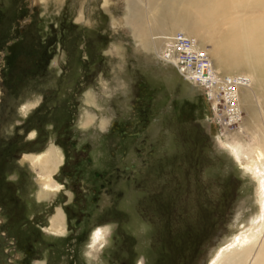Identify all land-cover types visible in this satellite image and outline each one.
<instances>
[{
	"label": "rangeland",
	"instance_id": "rangeland-1",
	"mask_svg": "<svg viewBox=\"0 0 264 264\" xmlns=\"http://www.w3.org/2000/svg\"><path fill=\"white\" fill-rule=\"evenodd\" d=\"M126 10V0H0V264H207L243 224L251 228L256 182L223 144V124L231 132L239 121L212 110L202 87L143 45ZM239 113L246 121L247 111ZM101 133L118 159L106 167L75 161L79 145ZM59 145L66 191L40 198L38 173L24 155ZM99 168L119 178L97 179ZM80 202L74 227L71 210ZM62 205L68 232L53 234L46 228ZM99 225L110 233L96 259L87 245Z\"/></svg>",
	"mask_w": 264,
	"mask_h": 264
},
{
	"label": "bare ground",
	"instance_id": "bare-ground-1",
	"mask_svg": "<svg viewBox=\"0 0 264 264\" xmlns=\"http://www.w3.org/2000/svg\"><path fill=\"white\" fill-rule=\"evenodd\" d=\"M126 4L127 20L141 31L143 45L151 48L153 44L160 60L171 64L161 59L159 44L162 37L179 31L207 53L216 73L234 79L232 89H226L225 97L230 103L224 114L231 115L230 122L238 120L240 126L230 132L227 124H223V144L256 182L258 211L249 222L251 228L248 230L243 224L234 239L217 248L207 264H264V0H126ZM224 27L226 32L219 35ZM151 34L155 35L154 41ZM207 42L212 43L211 47ZM242 69L245 76H240L244 74ZM184 78L202 87L197 81ZM209 91L215 111L218 109L216 91L212 88ZM34 105L26 104L23 108L28 110ZM241 109L247 111L246 121L239 116ZM90 115L87 114L85 124L92 121ZM108 124L106 118L101 127L108 128ZM61 152L54 146L42 153L24 155L38 173L42 187L40 198L58 193L62 188L54 178L63 161ZM65 216L66 213L57 208L51 217V228L46 230L65 233ZM109 233L108 226L94 228L87 245L90 256L99 257ZM137 264H145V260L139 259Z\"/></svg>",
	"mask_w": 264,
	"mask_h": 264
},
{
	"label": "built area",
	"instance_id": "built-area-1",
	"mask_svg": "<svg viewBox=\"0 0 264 264\" xmlns=\"http://www.w3.org/2000/svg\"><path fill=\"white\" fill-rule=\"evenodd\" d=\"M161 59L168 60L177 72L183 77L197 81L203 87L206 98L211 103L213 110L212 93L209 89L216 91L217 110H226V89H232L234 79H229L214 71L211 59L202 48L197 46V43L182 34L176 32L172 36L162 37L160 40ZM222 105V107H220Z\"/></svg>",
	"mask_w": 264,
	"mask_h": 264
},
{
	"label": "flooded vegetation",
	"instance_id": "flooded-vegetation-1",
	"mask_svg": "<svg viewBox=\"0 0 264 264\" xmlns=\"http://www.w3.org/2000/svg\"><path fill=\"white\" fill-rule=\"evenodd\" d=\"M115 127H116V129L121 133V135H124V134H126V133H128L125 129H124V127H123V125L122 124H120V123H116L115 124ZM33 133V132H32ZM36 134V133H35ZM143 140V139H142ZM67 141H69L70 142V145L71 146H73V148H77V145H76V141L78 142V140L77 139H69V140H67ZM145 143H147V141L146 140H143L142 142H141V145H145ZM87 148H88V145L86 144V143H82V144H80L79 145V147H78V149L75 151V161H78V159H79V157H81V156H83L82 158L87 162V163H89V166H93V159H92V156H91V154L89 153V156H88V152H87ZM59 149H60V151H62L61 153H62V155H63V161H62V164L60 165V167H59V169L56 171V173H55V180L57 181V182H59V183H61L62 184V188L60 189V191L59 192H61V191H63V189H64V191H66L65 189H66V185L64 184V180H60V178H58V175H62V167L64 166V164L66 163V154H65V152H64V147L63 146H61V145H59ZM136 149H138V151H140V147H136ZM30 154H32V153H30ZM118 168V167H117ZM116 170V169H115ZM119 173L120 172H118V171H116V173L114 174V175H112V170H110L109 171V169H107V168H99V169H94L93 170V173H92V175L95 177V178H97V179H100V180H106L109 184H111V177H113L114 176V178L115 179H118L119 178ZM72 172H69L67 175L68 176H72ZM108 177H110L109 179H107ZM98 185H99V188H101L102 190L103 189H105V185H104V182H99L98 183ZM77 183L75 182V181H72V188H74V189H76L77 188ZM117 196H121V194L118 192L117 194H116ZM73 199H74V201L76 200H78L76 197H73ZM97 196L96 195H91L90 196V201L91 202H94V203H96L97 202ZM98 206V205H97ZM62 208L64 209H62L63 211H65V208H64V206L62 205ZM67 208H69V206L67 207ZM85 208V203H83V202H80L79 203V205H78V207H75V209H72L71 210V213H72V215L73 216H75V218L72 220V225L74 226V227H79V225H80V223H81V219H80V217H77V215L78 214H81L82 213V209H84ZM66 212V211H65ZM66 221H65V225H66V228L68 229V215H67V213H66ZM120 223L121 222H118L117 224H116V231H119V232H121V229H120ZM0 224H1V220H0ZM49 228H51V227H49ZM65 228V229H66ZM67 229L65 230V233H67ZM48 231V230H47ZM0 232H1V229H0ZM51 233H53V234H56V233H58V232H51ZM65 233H62V234H64L65 235ZM4 235H6L7 237L6 238H8L9 236H8V234L6 233V234H4ZM65 237V236H64ZM11 240V239H10ZM13 245L15 244V243H12ZM16 245H17V239H16ZM13 249H15L13 246H12V250ZM25 250H26V253H31L32 252V247H30V246H27L26 248H25ZM16 253H18V252H16ZM107 256V253L106 252H103L102 253V257H106ZM18 258V257H17ZM109 259V262H111V261H113V259L112 258H108ZM12 260H15V259H12ZM119 264H130V263H128L125 259H120V261H119Z\"/></svg>",
	"mask_w": 264,
	"mask_h": 264
},
{
	"label": "crops",
	"instance_id": "crops-1",
	"mask_svg": "<svg viewBox=\"0 0 264 264\" xmlns=\"http://www.w3.org/2000/svg\"><path fill=\"white\" fill-rule=\"evenodd\" d=\"M90 127H92V125H89L87 128L82 129L89 130ZM27 131L29 130H26V132ZM92 138H95V140H89V145H87L93 161H96L101 167H106L111 165L114 161L118 159L119 150L111 145V143L106 139L103 133L96 136L92 135Z\"/></svg>",
	"mask_w": 264,
	"mask_h": 264
}]
</instances>
